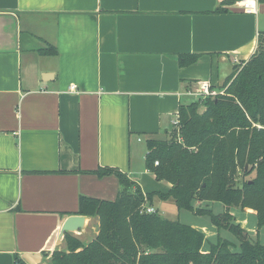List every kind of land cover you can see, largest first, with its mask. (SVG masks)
<instances>
[{
    "label": "crops",
    "instance_id": "obj_1",
    "mask_svg": "<svg viewBox=\"0 0 264 264\" xmlns=\"http://www.w3.org/2000/svg\"><path fill=\"white\" fill-rule=\"evenodd\" d=\"M238 2L0 0V264H49L64 250L58 236L79 198L112 201L120 190L100 168L143 194L168 191L144 168L145 142L165 138L187 91H219L256 52L264 1L253 14ZM179 55L197 59L180 67Z\"/></svg>",
    "mask_w": 264,
    "mask_h": 264
},
{
    "label": "trees",
    "instance_id": "obj_2",
    "mask_svg": "<svg viewBox=\"0 0 264 264\" xmlns=\"http://www.w3.org/2000/svg\"><path fill=\"white\" fill-rule=\"evenodd\" d=\"M222 12L221 8L213 11ZM262 41L264 35L256 52L233 67L219 90L222 94L180 105L178 123L165 132V138L146 140L145 169L155 181L168 184V191L143 194L118 170H96L99 177L116 176L120 190L112 201L79 198L77 214L97 218V233L86 244L65 234V249L53 251L50 264H264V244L252 240L230 214L232 208L252 210L256 233L264 230ZM196 59L179 55L178 65L186 67ZM154 197L173 200L177 212L208 216L217 231H228L235 238L237 249L217 235L208 252H203L201 232L157 211L144 212ZM194 202H217L224 210L213 214L195 209ZM15 261L25 264L17 257Z\"/></svg>",
    "mask_w": 264,
    "mask_h": 264
},
{
    "label": "rangeland",
    "instance_id": "obj_3",
    "mask_svg": "<svg viewBox=\"0 0 264 264\" xmlns=\"http://www.w3.org/2000/svg\"><path fill=\"white\" fill-rule=\"evenodd\" d=\"M263 39V38H262ZM264 47V41H262V46ZM143 148V153L145 152V147L144 145H142ZM144 168H145V164H144ZM252 176H249L246 179H250ZM162 186L165 184H163V182L160 183ZM161 189V187L159 188ZM152 202L155 206H157L159 208V212L163 217L169 219V220H179L181 223L188 225L192 228H194L191 225H195L197 227H199L204 238L205 241L202 245V249L204 251H208L209 250V243H214L215 239L217 238V235H219L221 238L226 239L227 241L231 242L232 244H234L236 247L232 248L234 250L237 249V245H236V241L235 238L228 232L225 230H220L217 231L216 228L214 227V225L212 224L210 218L208 216H198L195 215L194 213L190 212V211H186V210H182L180 212H177L174 202L173 200L169 199L166 201H161L158 197H154L152 199ZM196 203V204H195ZM204 206V208H202ZM222 205L220 203H215L210 211L213 214H220L223 212V209L221 207ZM195 209L201 208V209H206L207 207L202 204V203H198L194 202V206ZM234 213L238 216V218H235V221L239 224L242 225V227L246 230V232L248 233V235L250 236V238L252 240H258V237L256 236V230H255V218L253 216H248L245 215L242 210L240 211V209H235ZM240 218H243V221L240 220ZM90 222L88 223V226H86V229L81 233V236H77L76 234H73V236L78 237L84 244L88 243L91 239H93L94 236V232L97 230V218H90ZM240 225V226H241ZM95 229V231H94ZM196 229V228H194ZM197 230V229H196ZM260 243H264V235H261L259 240ZM50 260V258H49ZM50 264V262H49Z\"/></svg>",
    "mask_w": 264,
    "mask_h": 264
},
{
    "label": "built area",
    "instance_id": "obj_4",
    "mask_svg": "<svg viewBox=\"0 0 264 264\" xmlns=\"http://www.w3.org/2000/svg\"><path fill=\"white\" fill-rule=\"evenodd\" d=\"M238 4L242 7L243 12L246 14H253L256 11L257 0H240ZM70 91L74 92L75 87L71 86ZM218 94H222L221 91H217L208 84V82H201L194 90H190L186 92V96L191 98L192 100H203L206 97H214ZM178 123L177 116L175 115L173 120L171 121L172 126H176ZM157 165V163H155ZM145 213L153 214L155 210L152 207H146L144 209Z\"/></svg>",
    "mask_w": 264,
    "mask_h": 264
},
{
    "label": "water",
    "instance_id": "obj_5",
    "mask_svg": "<svg viewBox=\"0 0 264 264\" xmlns=\"http://www.w3.org/2000/svg\"><path fill=\"white\" fill-rule=\"evenodd\" d=\"M86 218L80 215H74L68 217L60 230L58 241L63 240L65 234H77L85 229Z\"/></svg>",
    "mask_w": 264,
    "mask_h": 264
}]
</instances>
